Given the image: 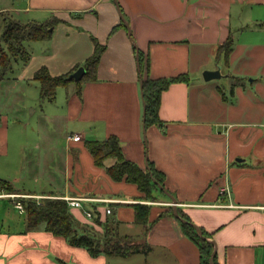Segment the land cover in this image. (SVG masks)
<instances>
[{
    "label": "crops",
    "instance_id": "crops-1",
    "mask_svg": "<svg viewBox=\"0 0 264 264\" xmlns=\"http://www.w3.org/2000/svg\"><path fill=\"white\" fill-rule=\"evenodd\" d=\"M4 11L23 22L58 20L48 38L23 42L27 61L15 60L21 66L15 98L20 108L34 105L30 119L12 105L0 106V157L5 162L10 160L11 123L27 128L37 117L34 129L21 130L14 146L19 147L18 180L30 176L41 186L29 188L5 177L16 191L81 198L101 221L113 217L118 234L148 245L147 252L128 255H142L144 264H200L199 249L181 230L174 209L208 234L219 264H264V0H9L0 7ZM229 34L233 47L225 65L241 64L243 70L229 73L233 97L223 89L222 98L219 87H205L209 80L202 73L223 57L216 52ZM94 41L103 49L93 76L58 86L53 101L41 99L33 73L41 66L51 75L75 71L92 54ZM139 51L148 57L150 77L188 76L187 82L162 91L161 123L147 128ZM256 58L258 113L247 107L242 80L251 75L244 68ZM57 102L61 106L51 110ZM45 119L64 127L63 138L49 139L46 131L42 142ZM73 134L81 139H68ZM110 134L126 158L142 167L149 160L163 174L162 187L175 205L163 190L154 191L155 200H144L136 184L113 180L94 164L84 141ZM225 186L228 192H221ZM134 203L149 206L145 223L134 222ZM70 211L79 221L92 223L79 208ZM110 256L92 257L43 225L26 230L25 219L12 221L7 211L0 221V264H108Z\"/></svg>",
    "mask_w": 264,
    "mask_h": 264
},
{
    "label": "trees",
    "instance_id": "trees-1",
    "mask_svg": "<svg viewBox=\"0 0 264 264\" xmlns=\"http://www.w3.org/2000/svg\"><path fill=\"white\" fill-rule=\"evenodd\" d=\"M57 19L46 21H20L14 18H2V32L0 34V68L1 74L11 68L12 60L20 59L27 61L29 52L23 47L24 41L43 40L50 36L52 27ZM115 28V27H114ZM5 45V48L4 46ZM233 38L228 37L218 46L216 56L222 55L224 61L232 51ZM102 46L94 41L92 54L83 63L84 73L78 83L84 78L93 76ZM140 64L141 92L143 100V126L159 125L158 108L160 105L161 93L170 84L175 82H187L186 73H179L169 77L152 78L148 74L149 61L141 51L138 52ZM77 69V68H76ZM75 69V70H76ZM70 72L60 75H51L45 66L39 67L33 73V79L39 82V96L41 99L53 101L58 86L66 85L74 80L69 78ZM222 98L224 93L218 88ZM84 145L91 154L94 164L103 166L106 173L113 180L124 179L137 185L143 193L144 200H155L154 191L162 193L158 184L163 186V174L159 172L148 160V168L142 167L136 162L126 158L122 152L118 138L110 134L102 139H86ZM107 158H112L113 162L106 164ZM0 189L8 193H18L10 181L0 178ZM19 200L24 207V219L26 230H35L41 225L45 231L53 235L63 237L68 244L75 247H83L91 256L99 254L113 256H128L132 253L147 252L149 247L146 243H137L133 237L120 235L116 231L113 217L107 216L104 221L100 220L99 212L92 208L94 216L92 223H83L76 219L70 211L66 200L60 197H43L39 200L33 197H20ZM134 222L145 223L148 216L149 206L144 203H134ZM185 221H179L181 230L198 247L200 254V264H219L216 255L211 258L214 244L208 239V234L201 228L198 229L190 223L189 218L181 211L178 212ZM95 224V225H94ZM114 224V225H113ZM96 226L102 227V232Z\"/></svg>",
    "mask_w": 264,
    "mask_h": 264
},
{
    "label": "rangeland",
    "instance_id": "rangeland-1",
    "mask_svg": "<svg viewBox=\"0 0 264 264\" xmlns=\"http://www.w3.org/2000/svg\"><path fill=\"white\" fill-rule=\"evenodd\" d=\"M7 1H9V0H0V7L5 6L7 4ZM2 16L7 17V18H12L8 12H5V11L0 12V34L2 32V22H1ZM25 44H27V43H25ZM22 45H23V43H22ZM3 46L5 48V45H3ZM19 62L12 60L11 68L8 69L4 74H1V68H0V106L2 107V105L6 104V107H8V105H9V107L12 105L14 109H21V110H23L22 113L26 114L25 115V118H27L26 120H29L30 119L29 118L30 109L33 108L34 105H32V104L24 105L23 108H20L21 103H20L19 99L15 98L16 95L18 96V92H19L16 89L17 87L15 86V83H18V82H16L15 77L17 76L19 70L21 69ZM252 63H253V66L250 65V67H247V68L243 67L245 69V72H248L246 74H251V75H244V77L242 78L243 84L245 87H247L246 91L248 92L246 98L244 97V100H246L247 107L254 108L258 113V58L254 59L252 61ZM240 65L241 64H236V65L233 64L232 68L231 67L228 68L225 65L223 57H221V59L218 61L214 60V62H213V68L214 69H211V70H218L220 73V77L211 79V80H209V82H205L203 80L204 83H206V85H207L205 87L213 88V89H217V87H219L221 90L224 89V92L227 94V96L229 98H232L233 94L230 92V90L233 89V84H235V82L229 81L227 76L230 75L229 73L233 72L234 70L242 71L243 69H240V67H241ZM233 68H235V69L233 70ZM206 70H210V69H206ZM255 77H256V80H254L252 82L251 79H253ZM18 85L19 84H17V86ZM29 101H30V99L26 102H29ZM37 105H39V103ZM60 106H61V104L59 102H57L56 106L53 103L52 106H50V108H52L51 110H54V108H55V110H57ZM34 120H35V122L37 121L36 115L31 117V122L29 123V126L27 128H24L23 125H21L22 124L21 122H12L11 123V125L9 127L10 133H9V155H8V158L10 160H7L5 162L0 157V168H1L0 172H2L1 173L2 175H0V178L4 179L5 177H10V178H12L11 180H13L14 184H20V185L23 184V185L28 186V187L30 186L29 188H36L34 185L41 186V183H40V181H36L33 178H30V176H27L24 179L21 178L20 180H18V177H20V172L19 171L16 172L17 168L19 167V164L17 165L16 160H17V154L19 151V147H17V145L14 146V144H15V141L16 142L19 141L18 140L19 137L22 138V134L20 132L21 130L24 131V132L22 131V133H27L28 131H31L32 128L34 129V125H35ZM46 120H48V119H45V123H44V121L42 122V127H43V128H41V130L43 131L42 136L44 135V137H42V142L47 140V138H45L46 136L44 134V133H47L46 131L50 132V133H48L51 136L50 137L48 135L49 139L63 138L60 136L64 132L63 131L64 127H62V129H60L59 126L55 127L54 125L46 122ZM27 166L30 167L29 164ZM38 167H40V165H38ZM22 197H25V196H22ZM30 197H33V198L39 200L43 197H53V196H43V197L30 196ZM4 211H7V214L11 218L12 221L22 222L24 220V214L19 213V211L15 208L13 201L10 199L9 200L0 199V221L4 217ZM95 229L102 232V230H101L102 227H99V228L96 227ZM107 263L108 264H144L145 262H144V258L142 255L136 254L134 256L133 255H131V256H110L108 258ZM66 264H79V263L70 260L69 262H66Z\"/></svg>",
    "mask_w": 264,
    "mask_h": 264
},
{
    "label": "built area",
    "instance_id": "built-area-1",
    "mask_svg": "<svg viewBox=\"0 0 264 264\" xmlns=\"http://www.w3.org/2000/svg\"><path fill=\"white\" fill-rule=\"evenodd\" d=\"M68 139H71L73 141H78L81 139L80 135L78 134H73V135H69ZM221 192H228V187L225 186L223 188H221ZM25 196V197H30L31 195H25V194H18V193H8L6 191H3L2 189H0V199L2 198H8L11 199L13 201V204L15 206V208L19 211V213H24V207L23 204L21 203V201L19 200L20 197ZM64 200H66L67 204L69 205L70 208H79L84 217L93 221V210L92 208H84L81 202V198H77V197H60ZM111 210L110 208H106L104 213L110 214ZM95 225V224H94Z\"/></svg>",
    "mask_w": 264,
    "mask_h": 264
},
{
    "label": "water",
    "instance_id": "water-1",
    "mask_svg": "<svg viewBox=\"0 0 264 264\" xmlns=\"http://www.w3.org/2000/svg\"><path fill=\"white\" fill-rule=\"evenodd\" d=\"M119 13H120V10H119ZM120 17H121L122 21L127 25V23H126V21L123 18V16H122L121 13H120ZM83 73H84V68L82 66L81 67H78L75 71H73L72 73H70L69 78H73L74 80H79L81 78V76H82ZM202 76H203V78L205 80H211V79L220 77V73H219L218 70H205V71H203ZM146 168H148L147 163H146ZM158 187L161 188L173 200V204L175 205L176 204L175 199L160 184H158ZM174 214L181 221H185L184 219L180 218V216L178 215V212L176 211V209H174ZM194 226L197 228L198 233L201 235V232L198 229V227L196 225H194ZM215 252H216V249L214 248L213 251H212V253H211V258H212L213 255H215ZM209 263L212 264V260L211 259H210V262Z\"/></svg>",
    "mask_w": 264,
    "mask_h": 264
}]
</instances>
